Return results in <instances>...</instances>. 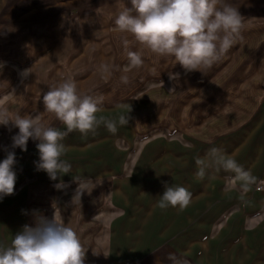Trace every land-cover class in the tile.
Returning a JSON list of instances; mask_svg holds the SVG:
<instances>
[{"label":"crops","instance_id":"obj_1","mask_svg":"<svg viewBox=\"0 0 264 264\" xmlns=\"http://www.w3.org/2000/svg\"><path fill=\"white\" fill-rule=\"evenodd\" d=\"M227 2L237 6L245 17L241 37L204 73H186L171 57L155 55L137 44L134 48L142 52L146 72L139 75L143 71L139 68V74L129 82H152L158 78L161 82H228V95H223L228 100L219 103L210 115L198 114L197 121H191L192 126L181 131L182 138L164 142L160 155L147 160L120 156L109 159L110 151L121 152L115 142L118 136L133 134L132 117L133 124L117 125L115 137L103 125L96 130L100 137H90L86 142H77V137L82 136L79 132L69 133L62 141L67 146L62 159L71 164L72 171L51 180L37 168L38 141L30 138L26 151L13 148L12 137L18 129L11 123L7 127L0 125V162L8 152H14L16 174L14 194L0 200V246L10 245L25 225L35 227L38 216L50 219L55 215L76 231L87 248L85 264H173L170 254L202 264L201 258L209 257L204 234L226 207L229 216H233L229 229L224 227L214 235L213 243L228 230L229 235L236 232L235 225L241 218L244 228L231 246H246L252 240L246 222L253 215L252 209L264 214V0ZM109 5L120 10L131 7L130 0H0V62L5 64L0 71V107L22 116L36 110L46 124L64 131L63 124L55 123L54 114L41 113L40 108L30 106L35 102L34 96L38 97L34 89L62 79L94 82V77L77 74L78 57L87 46L79 48L66 39H71V34L67 35L72 31L73 39H78L77 29L71 27L74 23H92L93 10ZM82 11L84 15L79 14ZM115 34L123 35L118 31ZM115 50L119 55V45ZM28 68L31 74L22 80L20 73ZM157 72H165V78H157ZM175 72H179L178 77ZM121 76L119 73L117 82H121ZM237 82H249L241 91L245 96L238 95ZM138 106L137 101L129 102L101 110L97 115L130 117ZM153 143L156 141L142 149H157ZM213 147L234 156L257 178L244 198L246 203L241 201L240 191L226 188L233 173L209 169L203 180L197 178L196 159L205 157ZM139 150L138 146L136 151ZM77 178L89 181L88 193L80 201L74 194ZM61 182L67 187H54ZM165 184L187 188L192 193L190 205L183 211L178 207H157Z\"/></svg>","mask_w":264,"mask_h":264},{"label":"clouds","instance_id":"obj_2","mask_svg":"<svg viewBox=\"0 0 264 264\" xmlns=\"http://www.w3.org/2000/svg\"><path fill=\"white\" fill-rule=\"evenodd\" d=\"M131 7H123L115 18V30L125 34L122 44L131 68L144 66L141 51H132L134 44L161 57L173 58L186 73H204L218 62L241 37L245 17L239 8L227 0H130ZM128 35L132 39H128ZM5 64L0 62V71ZM115 65L102 62L99 66L102 78H111ZM31 68L24 69L21 79L27 80ZM177 77L179 74H175ZM121 82L129 83L127 75ZM42 103L47 113L54 114L65 130L50 126L41 116L10 114L6 107H0V125L10 123L18 129L12 137V147L26 151L29 139L38 141V170L45 171L51 180L69 174L71 164L62 159L67 146L62 143L72 132L82 135L95 133L103 125L113 134L117 125L129 123V114L117 119L98 116L101 112L102 96L81 94L72 79H62L42 95ZM14 152H8L0 162V200L14 194L16 174L13 171ZM196 176L203 180L209 169L233 173L226 188L238 190L241 201L252 191L257 178L250 169L240 165L234 156L213 147L203 158H197ZM78 183L74 194L80 201L89 183L86 179H74ZM62 190L67 185H54ZM192 201V193L179 185L165 184L159 196L157 207L161 210L169 206L183 211ZM87 248L80 241L76 231L67 226L61 218L38 216L35 227L25 225L17 232L10 245L0 246V264H85ZM173 264H187L170 254Z\"/></svg>","mask_w":264,"mask_h":264},{"label":"rangeland","instance_id":"obj_3","mask_svg":"<svg viewBox=\"0 0 264 264\" xmlns=\"http://www.w3.org/2000/svg\"><path fill=\"white\" fill-rule=\"evenodd\" d=\"M119 11H121L120 7L115 5H109L107 8L102 9L95 8L93 10L92 23L87 25L79 23L71 24L72 29H77L78 39H73L75 33L72 31L67 35L69 36L71 34V39H66V42L72 45L76 44L79 48L80 46H87V48L84 47L85 53L78 57L79 67H77V74L82 78L85 76L94 77V82H76L81 94H88L94 97L102 96V110H111L112 108L129 102L137 101L139 103V106L130 113L129 117V123L133 124V120L135 123L133 134L126 137L118 136L120 138L115 140V142H117L121 152L117 154L116 152L110 151L109 159L120 156L126 160L136 158L147 160L161 154L162 150L160 148L163 147L166 140L174 141L182 138L180 137L181 131L189 129L192 126L190 122L195 123L198 114L210 115L213 111L212 109L219 107V103L222 105L223 100H228L223 95H228L229 87L228 82L198 83L159 81V76L165 78L163 77L165 72H157L158 79H154L152 82H129L127 84L117 82L119 73L120 75H127L129 79H134L136 78V74H139L138 69L131 68L127 59V53L122 44V36L125 34H115L117 31L115 30L114 21ZM79 14L84 15L85 11ZM67 32L69 31L67 30ZM81 35L91 38L81 39L79 38ZM128 39H132V37L128 35ZM68 43L66 44L68 45ZM118 45L121 48L119 55L115 50V46ZM134 48H136V44L132 46L131 50L134 51ZM102 62L116 66L111 78L107 80L109 82H104L99 70ZM143 67V71L139 74L141 76L146 72ZM175 74H179V72H175ZM57 83L45 82L44 85L37 86L34 89V95H38V97L34 96L33 99L35 102L31 103L30 106L34 108L38 107L41 109V113L46 114L42 103V95ZM236 84L238 95L245 96L246 94H241V91L246 90L249 82H237ZM214 95L215 97L218 96V99H215ZM30 115L33 117L40 116L36 110ZM109 118L112 119V116ZM55 123L62 124L59 120ZM113 136L115 137L117 134L115 133ZM90 137L96 138L100 136L95 131V133H89L86 136H78L77 142H86L87 139L89 141L91 139ZM155 141L156 143L152 145H157V149L150 150V147H147L145 150L142 149ZM138 146L140 150L136 151ZM87 158H89L88 155L86 156ZM125 170H128L127 166H125ZM227 208L221 210L218 215L219 218L217 216V220L215 219V224H211L208 232L204 234L206 242L209 243L207 249L209 257H204V260L201 258V263L264 264V214H256L255 212L257 210H250L253 212V215L246 222L249 225L248 230L250 229L249 232H251L250 235L252 236V240L246 246H231V243L238 238L240 230L244 228L245 222H243L244 220L242 218L235 225L237 226L235 229L236 232L229 235L228 230L226 231V235L221 237L216 244L213 243L214 235H218L224 227L229 229V223L233 216H229ZM187 264L195 263L192 260H188Z\"/></svg>","mask_w":264,"mask_h":264},{"label":"built area","instance_id":"obj_4","mask_svg":"<svg viewBox=\"0 0 264 264\" xmlns=\"http://www.w3.org/2000/svg\"><path fill=\"white\" fill-rule=\"evenodd\" d=\"M118 264H121V263H118Z\"/></svg>","mask_w":264,"mask_h":264}]
</instances>
